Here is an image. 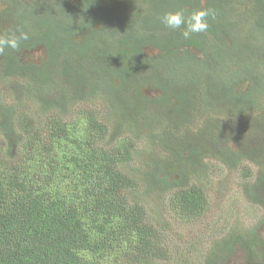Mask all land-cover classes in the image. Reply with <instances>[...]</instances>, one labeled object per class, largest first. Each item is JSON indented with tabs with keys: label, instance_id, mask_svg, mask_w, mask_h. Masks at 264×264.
Segmentation results:
<instances>
[{
	"label": "trees",
	"instance_id": "trees-1",
	"mask_svg": "<svg viewBox=\"0 0 264 264\" xmlns=\"http://www.w3.org/2000/svg\"><path fill=\"white\" fill-rule=\"evenodd\" d=\"M18 1L0 0L8 3L0 9V25L8 26L0 35L29 36L0 55V264H169L167 223L151 193L159 202L168 197L180 219L201 217L209 207L206 164L190 173L181 167L224 156L231 137H223L229 124L218 116L246 115L245 123L256 117L264 135V0ZM90 4L92 18L81 14ZM199 8L211 10L209 28L187 40L182 29L160 22L167 11ZM86 31L96 46L83 42ZM155 43L166 62L159 64L158 102L142 94L154 66L143 48ZM40 45L48 62L24 64L21 51ZM108 52L148 64L78 58L87 61L90 53L96 61ZM80 102L105 112L67 120ZM204 113L203 127L191 132ZM182 143L188 155L181 158ZM255 147L241 158L231 149L221 159L260 167L242 188L264 207V147ZM163 152L179 163L168 160L161 170ZM141 157L147 170L133 164ZM253 227H233L215 240L204 264H226L237 246L251 264H264V240Z\"/></svg>",
	"mask_w": 264,
	"mask_h": 264
},
{
	"label": "rangeland",
	"instance_id": "rangeland-1",
	"mask_svg": "<svg viewBox=\"0 0 264 264\" xmlns=\"http://www.w3.org/2000/svg\"><path fill=\"white\" fill-rule=\"evenodd\" d=\"M6 26L5 24L0 25L1 28H5ZM145 51L147 55L153 52L152 47H146ZM43 56L44 48L42 45L34 50H24L20 53V59L22 60H40ZM142 92L143 95L151 97L158 90L147 83L142 88ZM84 104V102L77 103L72 112L66 115L67 120H77L79 117L82 118L90 112H96L97 114L105 112L102 105L93 104L90 106L85 104L84 106ZM245 116H242V121L236 118L227 120V115L218 116L219 120L222 119L223 122L227 121L229 124L225 127V130L222 129L224 138L229 139L231 137L230 142H227L229 145L225 151L232 149L234 151H231L232 154L241 152L245 155L250 150L252 153L260 150L259 147H255L256 142L261 143L262 147H264V137H262L264 135L261 132L260 125L258 126L259 120H256L255 117L253 121L251 119V123H245ZM195 120L196 117H194L193 122ZM203 120L204 117L198 120L195 126L191 128V132L199 128ZM185 145V143H182L181 147L176 149L181 152V158L188 155V150ZM161 157L159 163L160 169L163 171L165 170L164 166L167 164L166 161L169 160L173 166L179 163L173 157H169V154L167 156L164 152ZM143 158H140L141 163L134 161L133 164L136 167L142 166V169L147 170L142 161ZM253 158H256V156ZM201 164H206V175H209L211 180L210 186L207 185L208 188L206 190L209 198V207L201 217L197 219H180L170 207L168 197L164 202H159L157 201L160 198L159 193L155 191L151 193L152 200L154 202L156 201L153 206L159 209L160 218L167 223L165 234L168 239L166 249L169 250V260H167L169 264H204L205 254L212 244H214L215 240L226 236L236 226H244V228L254 226L253 228H255L256 232L264 240V207L260 204L250 202L244 195L242 188L247 182L250 184L254 183L260 167L245 159L237 167L231 169L227 162L211 157L210 159H204L202 162L196 161L191 166L190 164H183L181 170L184 173L186 171L188 173L191 171L195 172V169L199 168ZM247 172L251 173L249 181H246L245 177ZM206 175L202 179L204 186H206ZM175 177L176 173H171L169 180H174ZM181 179H185V177L183 176ZM183 182L180 180V183ZM252 186H250V189H252ZM260 197L264 198V187ZM249 259V255L241 247L237 246L229 261H226V264H251Z\"/></svg>",
	"mask_w": 264,
	"mask_h": 264
},
{
	"label": "flooded vegetation",
	"instance_id": "flooded-vegetation-1",
	"mask_svg": "<svg viewBox=\"0 0 264 264\" xmlns=\"http://www.w3.org/2000/svg\"><path fill=\"white\" fill-rule=\"evenodd\" d=\"M20 1V2H19ZM18 1V3H17V6L19 5V7H22L23 5H25L26 4V0H19ZM113 1H115V0H108V3L107 4H110V3H112ZM71 2H72V5H74V4H76V3H78V1L77 0H71ZM8 6V3H7V5L6 4H0V9H2V8H5V7H7ZM95 10V7H94V4H90V6L89 7H87V8H85V9H83V11L81 12V14L83 13V14H85L87 17H89V18H92L93 17V11ZM7 22V21H6ZM5 23H2V25H4ZM8 27V26H7ZM7 27H5V28H1L0 30L1 31H3L4 29H6ZM96 27H100V24L98 23V24H96ZM5 31V30H4ZM3 31V32H4ZM86 35H87V37H86V40L84 39V43L85 44H87L88 46H91L90 48H92V47H94V46H96V44H89L88 42H91V41H94V38H93V35L91 34V35H89V32L88 31H86ZM74 38H75V40H78V41H82V38L80 37V36H74ZM38 46H36V47H34V48H32V49H24V50H27V51H31V50H34V49H36ZM43 48H44V56L40 59V60H22L23 62H24V64H26V63H33V64H46L47 62H48V54H47V51H46V49H45V46L43 45L42 46ZM146 47H152V50H153V52L150 54V55H147V53H146V51H145V49H146ZM23 50V51H24ZM77 54H79L78 52H77ZM143 54L145 55V56H147V57H149V58H151V64H154V66H152V70H151V75H152V78H151V80L149 81V80H146V81H148L149 82V84H151L155 89H157L158 90V92H156L154 95H152L150 98L154 101V102H158L159 101V98L157 97V96H159V95H162V93H163V91H162V88L160 87V83H159V79H160V77L161 76H163V74H164V69H162L161 68V66L159 65V64H166V62L164 61V58H163V56H161V51H160V49H159V47H158V45L155 43V44H152V45H146V46H144V48H143ZM61 56H62V54H60ZM139 56H142V55H139ZM78 58L81 60V62L84 64H87V62H89V64H93V62H96V64H98V63H102V64H148L146 61H142L141 60V58H138V56H136L135 54H132V55H129L128 56V58L127 59H123V57L121 56V55H117V54H115V56H113L112 55V52H108V53H104L98 60H96V61H94L92 58H91V55H90V53H89V55H88V60L87 61H83L82 60V58H83V55H81V56H78ZM141 60V61H140ZM60 63H62L63 64V62L62 61H59ZM73 64H78L77 62H75V63H73ZM173 64H176V63H173ZM106 73V75L107 74H109L108 72H106V71H104V74ZM102 82H105V80L103 79V77H102V80H101ZM115 81H116V83H120L121 81L120 80H118V79H115ZM91 87V84H90V86L88 87V88H90ZM85 88V87H84ZM142 94H143V92H142ZM162 97V96H161ZM160 97V98H161ZM170 99H174V97L173 96H171V98ZM230 114L231 115H233V116H235V115H237L236 114V112H234L233 110H231L230 112L228 111V115L230 116ZM193 115V114H192ZM196 115V114H195ZM205 116H207V114L206 113H204V119H205ZM228 120V119H227ZM204 121V120H203ZM202 121V122H203ZM227 123L225 122V124L223 125V126H225ZM200 127H203V125H201ZM229 145V144H228ZM232 152H234L233 150H232ZM226 151H224V156L223 155H221V157H220V159L219 160H222L224 157H225V155H226ZM232 154V153H231ZM235 154V156H236V158H241V156H242V153L241 152H236V153H234ZM234 154H232V156L234 155ZM222 158V159H221ZM205 159V158H204ZM231 158H227V163L229 162V160H230ZM224 162H226V161H224ZM238 165V164H237ZM237 165H236V167H237ZM228 166L231 168V167H234L235 168V166L234 165H232V164H230V163H228ZM233 168V169H234ZM228 261H229V259H228Z\"/></svg>",
	"mask_w": 264,
	"mask_h": 264
},
{
	"label": "clouds",
	"instance_id": "clouds-1",
	"mask_svg": "<svg viewBox=\"0 0 264 264\" xmlns=\"http://www.w3.org/2000/svg\"><path fill=\"white\" fill-rule=\"evenodd\" d=\"M211 10L199 8L190 13L183 10L167 11L160 17V22L164 27L171 30L182 29L181 35L184 39H189L194 33L206 32L209 28L208 17ZM29 38L28 33L24 31L12 32L11 34L0 35V55H3L7 49L17 50L21 41Z\"/></svg>",
	"mask_w": 264,
	"mask_h": 264
}]
</instances>
